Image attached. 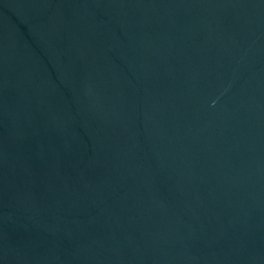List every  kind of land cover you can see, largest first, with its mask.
I'll use <instances>...</instances> for the list:
<instances>
[{"label":"water","instance_id":"95a60500","mask_svg":"<svg viewBox=\"0 0 264 264\" xmlns=\"http://www.w3.org/2000/svg\"><path fill=\"white\" fill-rule=\"evenodd\" d=\"M0 264H264V0H0Z\"/></svg>","mask_w":264,"mask_h":264}]
</instances>
